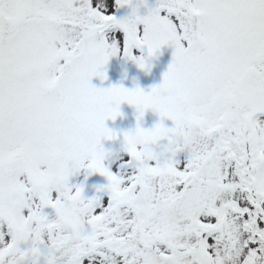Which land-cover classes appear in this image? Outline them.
Masks as SVG:
<instances>
[{
  "label": "snow or ice",
  "instance_id": "obj_1",
  "mask_svg": "<svg viewBox=\"0 0 264 264\" xmlns=\"http://www.w3.org/2000/svg\"><path fill=\"white\" fill-rule=\"evenodd\" d=\"M0 264H264V0H0Z\"/></svg>",
  "mask_w": 264,
  "mask_h": 264
},
{
  "label": "rangeland",
  "instance_id": "obj_2",
  "mask_svg": "<svg viewBox=\"0 0 264 264\" xmlns=\"http://www.w3.org/2000/svg\"><path fill=\"white\" fill-rule=\"evenodd\" d=\"M148 3L154 4L155 0H148ZM127 11V9H120L118 14L125 15ZM141 11L145 12L146 9H141ZM172 51L170 47L165 46L159 53L150 59L149 67L143 70L140 69L134 61L122 54L111 57L108 64L102 69V71L106 72L107 79L102 81L99 76L93 77L92 83L96 87L104 88L114 84H122L124 87L131 89L138 85L145 91H148L153 85L162 82L163 73L167 71L168 65L172 59ZM144 54L146 55V51ZM120 110L121 115L118 116L115 121H106V125L118 133L134 129L137 123V113L134 106L125 102L121 104ZM159 120L160 117L157 113L148 110L141 121V127L146 129L151 128L155 123L159 122ZM164 123L166 126H172L171 121L167 119ZM119 140H122V136L119 137ZM102 144L105 148L114 146V142L112 141L102 140ZM81 181L85 184L84 195L86 197H91L95 194L96 185H102L107 182L106 178L100 176L98 173L88 176L87 179H85L83 172L77 176L70 177V183L75 184Z\"/></svg>",
  "mask_w": 264,
  "mask_h": 264
},
{
  "label": "clouds",
  "instance_id": "obj_3",
  "mask_svg": "<svg viewBox=\"0 0 264 264\" xmlns=\"http://www.w3.org/2000/svg\"><path fill=\"white\" fill-rule=\"evenodd\" d=\"M141 210L143 211V209L146 207L147 205V201L146 200H141Z\"/></svg>",
  "mask_w": 264,
  "mask_h": 264
},
{
  "label": "flooded vegetation",
  "instance_id": "obj_4",
  "mask_svg": "<svg viewBox=\"0 0 264 264\" xmlns=\"http://www.w3.org/2000/svg\"><path fill=\"white\" fill-rule=\"evenodd\" d=\"M105 184V183H104Z\"/></svg>",
  "mask_w": 264,
  "mask_h": 264
}]
</instances>
